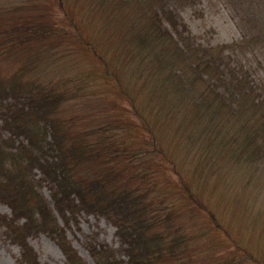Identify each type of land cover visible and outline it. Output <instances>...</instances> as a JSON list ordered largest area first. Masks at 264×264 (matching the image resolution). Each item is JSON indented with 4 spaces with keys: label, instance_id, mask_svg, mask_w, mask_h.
<instances>
[{
    "label": "trees",
    "instance_id": "obj_1",
    "mask_svg": "<svg viewBox=\"0 0 264 264\" xmlns=\"http://www.w3.org/2000/svg\"><path fill=\"white\" fill-rule=\"evenodd\" d=\"M70 1L54 0L52 7L64 15L51 22L44 3L41 7L34 0H0V201L10 209V214L0 213V224L8 239L20 246L23 264H40L28 242L39 233L56 242L68 264H88L68 239L55 211L65 225L70 216L83 211L102 215L117 228L126 259L100 244L90 248L96 264H196L194 251H213L211 243L197 247L196 235L175 227L169 210L156 207L153 201L146 203L144 195L152 187L160 189V172H147L149 168L131 163L138 154H147L145 160L151 161L147 166L152 169L156 158L149 155L157 152L182 181L185 172L171 155V135L186 147L188 157L191 154L198 161L199 156L206 160L221 153L226 161L229 149L234 166L264 157L262 87L245 73L219 63L217 54L223 53L219 48L197 51L190 35L181 29L186 25L168 6L169 0H132V9L139 8L135 14H149L135 20L132 30L125 21L128 16L134 18L132 14L122 17L123 21L111 19L113 24L100 17L97 25L91 10L101 16L98 3L83 0L76 7ZM107 28L113 33L111 39L116 34L121 37L119 44L112 41L107 47L111 39H101ZM73 42L80 48L69 46ZM89 57L94 66L86 68L83 59ZM66 61L69 66L64 67ZM75 62L78 71L65 72ZM164 63L172 67L166 70ZM133 71L143 80L140 90L131 87ZM112 81L117 93L127 97L132 117L95 119L89 129L73 125L82 115L62 111L64 101L84 97L89 89L97 94V86ZM136 89L156 105L138 101ZM177 117L179 125L174 130ZM3 131L9 136L2 137ZM136 132L140 148H135ZM93 159L100 169L89 164ZM199 162L200 171L211 168L207 160ZM190 170L196 168L190 165ZM43 183L49 186L51 202L39 192ZM185 190L179 193L183 200L177 198L176 188L161 196L190 212L194 208L189 202L200 204L211 217H218L219 206L206 204L211 202L209 196L199 189ZM235 247L236 253L245 251L236 242ZM224 253L221 259L226 258Z\"/></svg>",
    "mask_w": 264,
    "mask_h": 264
},
{
    "label": "rangeland",
    "instance_id": "obj_2",
    "mask_svg": "<svg viewBox=\"0 0 264 264\" xmlns=\"http://www.w3.org/2000/svg\"><path fill=\"white\" fill-rule=\"evenodd\" d=\"M34 1L41 7L43 3L45 4L47 9L44 10L47 11V14H50V16H46L49 17L48 21H56L64 15L61 12L62 10L52 7L54 0ZM82 1L72 0L70 4L81 7ZM91 1L92 4L98 3L96 8H99L101 14V16L98 15V11L95 10L94 12V8H92L91 14L97 17L95 20L97 25L101 22L100 17H102V21L105 19L112 23L111 19H121L128 16V14H132L134 18L128 16L125 20L129 30H132L135 20L149 15L148 12H143L142 15L140 13L135 14L139 12V8L138 10L132 9L135 5L132 0ZM65 3L67 4H65L66 8H68L69 2ZM168 6L186 25L185 28L181 26V29H185L184 33L190 35V42H194V48L197 51H203L205 48H219L223 51V53L218 52L217 54L218 58L221 59L219 63H225L226 67L232 68V70L235 68L239 74L245 73L251 81L262 87L264 93V0H169ZM76 7L74 8L76 9ZM122 21L118 22L122 23ZM110 33L111 30L107 28L103 31L101 39L105 40L106 36L111 39L113 33ZM173 35L177 39L175 32H173ZM120 40L122 41L121 37L116 34L113 39L108 41L107 47L112 41L119 44ZM144 42L148 46L149 41L147 38ZM167 42L174 44L172 40ZM76 44V42H73L69 46L80 48V45L77 46ZM89 58V60L83 59L86 68L94 66L93 58ZM166 61L168 62V58H166ZM67 62L69 61L65 62L64 67L69 66ZM163 66L166 70H169L172 64L164 63ZM63 69L65 70V68ZM77 69L78 65L75 62L65 72L73 74L78 71ZM130 82L132 88L138 86L140 90L143 87V80L136 75V71L130 74ZM101 85L102 88H99V86L96 88L97 91H100L97 94L93 95L94 90L89 89L84 93V97H77L74 101H64L65 105L62 107V111L65 110L66 114L71 113L77 115V117L82 115L80 119L73 122V125H81L82 129H89L94 125L95 119L100 122L114 117L125 119V115L128 116V119L132 117L129 114L131 111L128 110V99L125 94L117 93L116 83L114 81L103 82ZM150 85L156 91H161V87L158 85L152 82ZM139 90H134L137 100H148V97L141 95ZM169 98L170 94L167 95L166 99ZM178 121L179 117L175 119L174 130L178 129ZM0 128L2 129L1 126ZM3 136L8 137V131H3ZM136 136V138L134 137L135 148H140L142 145L140 144L141 139L138 132H136ZM170 139V150H174L171 155L175 157L176 163L185 172L186 177H180L181 181L162 154L156 152L149 155L156 158V164L152 169L147 166V163L151 162L145 160L147 154H138L131 165L140 164L139 167L141 168L142 166L149 168L147 172H160V189L155 190L151 186L152 190L144 195L145 198L142 197L144 201L146 203L153 201L152 203L156 207L162 205L161 207L169 210L172 217H174L171 222L175 223V227L178 226L179 228L181 226L186 235H196L194 242L198 245L197 247L211 243L213 251L209 250L206 253L194 251L193 258L196 259V264H214L220 261V264H264V157L245 159L234 166L232 163L234 155L230 153V149H227L228 157L226 161L222 156L223 153L215 157L210 156L206 160L211 168L200 171L201 163L199 161L201 159V162L204 163L205 158L199 156L198 161L196 156L193 157L189 154L188 157L186 147L181 146L179 140L173 138V135ZM165 149L167 150V145H165ZM93 163L94 159L89 162L90 165ZM190 165L196 168L195 172L190 170ZM93 167L95 169L101 168L98 163H94ZM36 173L38 172L36 171ZM179 182H183V184L179 185ZM178 185L179 189L176 187ZM188 187L199 189L204 195L209 196L211 202H206V204L215 203L219 206V212H216L218 217L216 215L211 217L212 215H209L208 211L204 210L200 204L196 205L189 202L194 208L190 212L178 208L180 204L174 203L172 200L166 201L161 196L162 192L171 190L172 193V190L176 188L177 198H181L179 193L184 190L185 194V189ZM39 192L51 202V191L47 183L41 185ZM215 197L217 198L215 199ZM181 200L183 199L181 198ZM197 202L200 203L201 201ZM0 213L10 214V209L1 201ZM54 213L60 225L64 227L68 239L88 264H96L90 248L100 244L114 248L121 258L126 259L122 251L123 245L116 234L117 228L102 215H92L81 211L74 217L70 216L68 225H65L58 213L56 211ZM213 218L216 219L218 224L222 222L220 228L213 221ZM28 242L35 250L40 264H68L61 249L47 234L31 235ZM235 242L240 245V248H244L243 253L235 252ZM224 252L226 258L224 257L223 260L221 258ZM229 253L232 254L228 255ZM248 253L249 255L246 258L245 255ZM20 259V246L8 239L5 228L0 224V264H23Z\"/></svg>",
    "mask_w": 264,
    "mask_h": 264
}]
</instances>
